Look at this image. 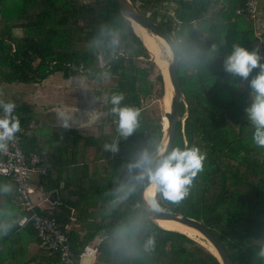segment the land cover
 <instances>
[{
	"label": "trees",
	"instance_id": "16d2710c",
	"mask_svg": "<svg viewBox=\"0 0 264 264\" xmlns=\"http://www.w3.org/2000/svg\"><path fill=\"white\" fill-rule=\"evenodd\" d=\"M131 2L172 36L178 50L177 74L187 109L181 100L172 147L197 146L206 154L204 169L194 179L189 196L180 205L161 200L159 209L202 221L223 243L234 264H264L260 254L264 245L252 242L264 240V147L252 141L254 129L245 112L250 103L248 82L223 70L224 57L234 43L248 50L258 47L264 60V28L255 34V22L245 13H236L245 0ZM260 11L264 13V0H260ZM196 48L204 54L193 63L190 53ZM149 53L115 0L0 2V89L3 84L39 83L54 72L64 79L85 76L99 81L107 76L112 80L111 85L102 84L106 118L92 126L94 132L89 135L61 125L53 127L61 132L56 137L52 133L37 140L40 122L18 117L17 107L14 112L20 122L35 123L21 145L25 153L45 150L47 174L39 177L43 190L58 188L53 170L64 172L62 187L52 192V197L57 195L52 211L67 226L76 264L99 234L102 238L92 245V264H221L200 242L148 218L136 193L116 202L115 189L127 176L126 162L139 148L163 136L164 110L146 105L147 100H160L165 93L161 68L157 65V70ZM257 72L254 69L252 75ZM116 93L123 94V105L141 112L139 127L127 139L119 135L118 117L110 111V98ZM104 143H118L119 152H105ZM57 153L67 156L62 159ZM5 184H11L12 191L0 192V222L13 227L0 236V264H60L56 253L40 248L29 251L28 246L37 242L35 229L30 222L19 225L24 210L12 203L13 182L0 176V186ZM72 215L79 229L68 227ZM132 218H142L143 226L128 245H119L115 233ZM149 237L155 246L144 251Z\"/></svg>",
	"mask_w": 264,
	"mask_h": 264
},
{
	"label": "clouds",
	"instance_id": "9594fccd",
	"mask_svg": "<svg viewBox=\"0 0 264 264\" xmlns=\"http://www.w3.org/2000/svg\"><path fill=\"white\" fill-rule=\"evenodd\" d=\"M117 42L113 38L112 43ZM212 51H215V47ZM203 54L199 48H196L191 51L190 58L193 63H198ZM254 69H258V72L252 75ZM223 70L232 77H239L242 81L248 82L250 103L246 106L245 112L247 120L254 129L252 141L256 146L264 147V60L258 47L248 50L234 43L231 52L224 57ZM123 100V94H113L110 98L112 106L110 111L118 117L119 135L127 139L139 127L141 112L139 108L123 105ZM0 107L3 109V115L0 116V153H6L10 142L15 141L16 133L21 131V127L19 118L13 115L16 107L14 102L0 101ZM57 115L62 122V127L65 129L71 127L68 122L69 115L61 110L57 111ZM98 119V114H92L89 124ZM103 150L117 153L119 152L118 143H104ZM205 159L206 154L197 146L169 148L167 144L159 140H151L139 148L126 162L127 176L115 189L116 202L127 201L141 186L147 185L145 203L150 211L158 210L161 200L180 205L189 196L194 179L203 171ZM11 191V184L0 186V192ZM25 223V218L19 220L20 226ZM142 226V218H132L128 223L121 225L115 233L118 244L128 245ZM12 227L11 223L0 222V236L7 235ZM154 246V238L149 237L144 243V251H150ZM260 254L264 256V249Z\"/></svg>",
	"mask_w": 264,
	"mask_h": 264
},
{
	"label": "built area",
	"instance_id": "2783aa9c",
	"mask_svg": "<svg viewBox=\"0 0 264 264\" xmlns=\"http://www.w3.org/2000/svg\"><path fill=\"white\" fill-rule=\"evenodd\" d=\"M257 4L258 0H245L243 6L236 8V13H245L255 22ZM261 47L262 43L260 49ZM14 112L15 109L13 115ZM2 115L1 107L0 116ZM20 127L21 131L16 133L15 141L10 142L8 152L0 153V176L7 177L13 182L16 195L11 199L12 203L24 210L22 218L26 219V223L30 222L33 225L38 248L48 253H56L60 264H76L70 252L67 226L54 216L52 208H40L39 210L43 209L45 212H39L37 209L39 203L32 200L37 187L34 176L46 175L48 167L45 163V150L35 149L25 153L21 145L24 137L35 127L34 121L20 122Z\"/></svg>",
	"mask_w": 264,
	"mask_h": 264
},
{
	"label": "rangeland",
	"instance_id": "374dc122",
	"mask_svg": "<svg viewBox=\"0 0 264 264\" xmlns=\"http://www.w3.org/2000/svg\"><path fill=\"white\" fill-rule=\"evenodd\" d=\"M135 5V4H134ZM136 6V5H135ZM257 15L258 13L263 16V12L260 11V0H258L257 4ZM150 54V53H149ZM170 54L162 46L161 48V57L164 60L169 61ZM150 59L154 62L157 70L160 71L159 67L157 66L156 62L153 60L151 54ZM112 80L109 79L107 76H101L99 81H95L85 76H77V77H70L69 79H64L60 72H54L47 76L45 79L40 81L39 83H12L7 84L3 91L6 92L9 98H14L17 95L23 98L26 102V106L28 105L29 110L31 111H38V109L44 110L46 113H51L57 106H64L70 108H80L86 107L90 108L89 115H83L80 117V120L76 119L75 124L80 125V134L89 135L92 133L93 129L92 126L105 119L106 114L102 113V84L103 86L111 85ZM18 88H22L23 91H18ZM99 93V97H96V94ZM24 93V94H23ZM172 93V91H171ZM37 105V107H35ZM146 105L152 107V109H157L158 112L165 111V102L164 96L162 99H149L146 101ZM41 106V107H39ZM36 113V112H34ZM92 114H98L99 119L94 123L89 124V118ZM51 123H62L58 116H51L50 119L45 120ZM163 124V123H162ZM49 131L51 128L48 127ZM94 132V131H93ZM52 132L49 134L51 135ZM53 141V140H52ZM32 200L35 203L37 200V195H32ZM70 224L75 229H79L78 221H74ZM76 224V225H75ZM81 234L83 231H80ZM180 232V231H179ZM102 234V233H101ZM102 238V235H97L91 242L90 246L97 243ZM90 249V248H89ZM94 260H95V253ZM93 260V262H94Z\"/></svg>",
	"mask_w": 264,
	"mask_h": 264
},
{
	"label": "water",
	"instance_id": "95a60500",
	"mask_svg": "<svg viewBox=\"0 0 264 264\" xmlns=\"http://www.w3.org/2000/svg\"><path fill=\"white\" fill-rule=\"evenodd\" d=\"M225 1V0H222ZM116 6L120 14L130 22L134 21L139 25L146 28L151 33L161 37L170 50V58L167 64V76L171 86V95L169 98V108L164 111V117L166 118V125H163V136L161 142L168 145L169 148L172 147L176 132V123L179 119V102L183 100L186 105V99L183 94V90L180 85V81L177 74V66L179 62L178 50L172 36L160 25L158 22L153 21L151 18L143 14L132 2L131 0H115ZM164 79V78H163ZM187 115L184 113L183 118ZM163 123V122H162ZM148 186H141L136 192V198L139 206L145 213V215L153 221L159 219H174L180 223L197 230L204 238H206L215 249V256L218 258L221 264H234L231 257L228 254L223 243L220 239L212 232V230L207 227L202 221L195 218L183 215L178 212L158 209L155 211H150L145 203V189ZM52 195V194H50ZM252 242L259 245H264V240L262 239H252ZM94 260L93 254L84 252L81 255L79 264H92Z\"/></svg>",
	"mask_w": 264,
	"mask_h": 264
},
{
	"label": "crops",
	"instance_id": "0c3cea01",
	"mask_svg": "<svg viewBox=\"0 0 264 264\" xmlns=\"http://www.w3.org/2000/svg\"><path fill=\"white\" fill-rule=\"evenodd\" d=\"M255 26H256V30H255V34L259 35L262 28H264V14L263 16L260 15L258 13L257 15V19L255 21ZM16 33H20V29H16L15 30ZM262 57V55H261ZM7 84H3L1 89H0V101H12L16 104V107H17V116L18 117H31L33 119H36L40 122L41 124V128L38 132L37 130V140H38V137L42 136L43 138L45 137H50V133L52 132L53 133V136L56 137V134L58 133H61L60 131H57V129H53V127H57V126H61L62 123H59V122H55V123H51V122H47L45 120H48L51 118V116H58L57 115V111L58 110H61V111H64L67 115L70 116V119H69V124L72 126V127H75L76 129H78L79 131L82 130V128H80V125H76L75 124V120L78 119L80 120V117L83 116V115H89L90 113V108H86L85 106L84 107H80L78 109L76 108H70L68 109V107H64V106H57L54 110L51 111V113H46L44 112V110L42 109H38V111H30L29 108H28V105L26 106V102L23 98H21V101L19 100L20 99V96L17 95L16 97H12V98H9L6 94L4 90L5 86ZM18 91H23L22 88H18ZM24 94V93H23ZM37 107V105L35 106ZM41 107V106H39ZM36 112V113H34ZM44 124V125H42ZM48 127L51 128V131H49ZM53 129V130H52ZM40 139V138H39ZM46 141V139H45ZM48 143L50 142H53L52 140L48 139V141H46ZM53 149V148H52ZM69 153V152H68ZM56 155H59V153H57ZM62 159H65L67 154L66 153H63L62 155H59ZM53 173V176L55 179L59 178V181H58V188L59 187H62L63 183H64V179H63V176H64V172L62 173L61 171H58V170H53L52 171ZM34 182L36 183L37 187H36V190L33 194H36L37 195V200L35 203H39V206L38 208H47V207H50V208H53L55 201H56V198H57V195L56 194V190L58 188H54L51 192H46L43 190L42 188V185L39 181V177L37 176H34ZM55 182V181H54ZM54 182H51V184H53L54 186H56L57 183H54ZM57 182V181H56ZM72 186V185H70ZM69 186V187H70ZM52 192H55L54 196L52 197ZM73 213V211H72ZM75 216L72 215L71 216V219H75L74 218ZM76 225V224H75ZM72 225H68V227H71ZM38 246H37V242L35 243H32L28 246V249L29 251H32L34 252L35 250H37ZM88 248V250L86 251V249ZM90 248V249H89ZM85 252L86 253H91L93 254L94 253V250L92 248V246H87L85 248Z\"/></svg>",
	"mask_w": 264,
	"mask_h": 264
},
{
	"label": "bare ground",
	"instance_id": "6f19581e",
	"mask_svg": "<svg viewBox=\"0 0 264 264\" xmlns=\"http://www.w3.org/2000/svg\"><path fill=\"white\" fill-rule=\"evenodd\" d=\"M131 23H132L131 25H132L134 31L141 37L144 45L146 46V48L150 52L153 60L161 68V72L163 74V78H164V82H165V93H164L165 110H168L169 98L171 95V86H170V83L168 80L167 70H166L168 61L164 60L161 57L162 46H164V48L168 52V55L170 54V50L168 48V45L166 44V42L161 37L151 33L150 31H148L146 28L139 25L138 23H136L134 21H132ZM163 125L164 126L166 125V118L165 117H164ZM147 189H148V187L145 189V197L147 195ZM156 223H158L160 226H162L164 228L173 229V230H177V231H180L182 233H185L189 237H191V238L195 239L196 241L200 242L201 244H203V246L208 248L211 252L216 254L215 249L211 245V243L206 238H204L197 230L190 228V227H188V226H186V225H184V224H182L179 221L174 220V219H159V220H156ZM89 254H91V253H89Z\"/></svg>",
	"mask_w": 264,
	"mask_h": 264
}]
</instances>
